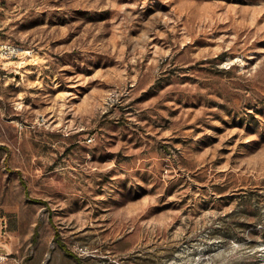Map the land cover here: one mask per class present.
Instances as JSON below:
<instances>
[{"label":"rangeland","instance_id":"374dc122","mask_svg":"<svg viewBox=\"0 0 264 264\" xmlns=\"http://www.w3.org/2000/svg\"><path fill=\"white\" fill-rule=\"evenodd\" d=\"M5 42L0 264H264V0H0Z\"/></svg>","mask_w":264,"mask_h":264},{"label":"built area","instance_id":"2783aa9c","mask_svg":"<svg viewBox=\"0 0 264 264\" xmlns=\"http://www.w3.org/2000/svg\"><path fill=\"white\" fill-rule=\"evenodd\" d=\"M28 50L22 49L18 44L14 42H5L0 44V58L8 61L21 60L22 54L26 53ZM22 62V61H21Z\"/></svg>","mask_w":264,"mask_h":264},{"label":"bare ground","instance_id":"6f19581e","mask_svg":"<svg viewBox=\"0 0 264 264\" xmlns=\"http://www.w3.org/2000/svg\"><path fill=\"white\" fill-rule=\"evenodd\" d=\"M29 53V51H27Z\"/></svg>","mask_w":264,"mask_h":264}]
</instances>
